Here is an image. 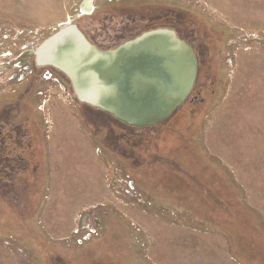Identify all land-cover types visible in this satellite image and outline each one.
Returning a JSON list of instances; mask_svg holds the SVG:
<instances>
[{
  "label": "rangeland",
  "instance_id": "1",
  "mask_svg": "<svg viewBox=\"0 0 264 264\" xmlns=\"http://www.w3.org/2000/svg\"><path fill=\"white\" fill-rule=\"evenodd\" d=\"M90 1L0 0V264H264V0ZM63 24L103 50L175 30L198 61L190 97L145 129L81 104L31 53ZM82 162L101 170L89 201ZM124 174L137 197L116 193ZM83 220L98 236L79 246Z\"/></svg>",
  "mask_w": 264,
  "mask_h": 264
},
{
  "label": "water",
  "instance_id": "2",
  "mask_svg": "<svg viewBox=\"0 0 264 264\" xmlns=\"http://www.w3.org/2000/svg\"><path fill=\"white\" fill-rule=\"evenodd\" d=\"M31 53L38 68L51 67L69 81L81 104L138 129L169 119L190 97L198 76L191 44L169 28L103 50L71 24Z\"/></svg>",
  "mask_w": 264,
  "mask_h": 264
},
{
  "label": "built area",
  "instance_id": "3",
  "mask_svg": "<svg viewBox=\"0 0 264 264\" xmlns=\"http://www.w3.org/2000/svg\"><path fill=\"white\" fill-rule=\"evenodd\" d=\"M85 8L90 9L91 14L94 11V8L92 7V2L90 0H87L85 7L81 8L82 15L88 14L87 11L84 10ZM45 75H46L45 79L48 80L50 75L48 73ZM110 182L114 185V188L116 189V193L118 195L128 198L138 196V192L135 187V182L133 181L130 175L128 174L121 175L120 178L116 179L115 183L113 181ZM73 235H74V243H76L79 246H82L85 243L94 239V237H97L98 230L92 224L88 223L86 220H83L81 225H78L74 229Z\"/></svg>",
  "mask_w": 264,
  "mask_h": 264
},
{
  "label": "crops",
  "instance_id": "4",
  "mask_svg": "<svg viewBox=\"0 0 264 264\" xmlns=\"http://www.w3.org/2000/svg\"><path fill=\"white\" fill-rule=\"evenodd\" d=\"M77 137H71L69 140L71 141V142H73V143H77L78 141H75L74 139H76ZM75 146H73L72 148H73V153L75 152V154H72V155H69L68 157L67 156H65L64 154H62L61 152H58V153H56L55 155H56V160H60V161H68L69 159H72V160H75V158H74V156L75 157H78V152L79 153H82L83 152V150L85 149H83V150H79V151H77L78 150V147H75ZM87 148V147H86ZM88 149V148H87ZM83 155V154H82ZM76 161V160H75ZM63 165H65L66 167L68 166V164L67 163H65V164H62V166ZM89 163L88 162H82L81 163V166H80V168L78 169V170H76V171H71V174L73 175V176H75V178H76V181H77V183H76V191H78V192H80L81 194L83 193V195H84V198H85V201H89L90 200V193H91V191L92 190H94V185L92 184L91 185V176L92 177H94V175L95 176H97V174L95 173V171L99 174V170H100V168H96V169H93V168H90L89 167ZM68 169V168H67ZM101 171V170H100ZM95 178V177H94ZM101 179V178H100ZM94 180V179H93ZM70 181V180H69ZM101 181V184H100V187H101V189H102V191H105V185H104V183H103V180L101 179L100 180ZM71 186V183L70 184H68L67 186H66V189L64 190V189H61L60 191H66L67 193L70 191H73L74 192V189L72 190V189H70L69 187ZM101 191V192H102ZM103 193V192H102ZM105 193V192H104ZM72 199L75 197L76 198V194L75 195H73V197L72 196H70ZM101 197V196H100ZM71 204H73L72 206H74V205H80V207L81 206H84V205H87L88 203H86V202H81V200H77V203L75 204V202L73 203V200H71ZM163 239H166V238H163ZM167 240V239H166ZM166 246H168L167 245V243H165V242H163ZM162 245V244H161ZM166 246H163V248H167Z\"/></svg>",
  "mask_w": 264,
  "mask_h": 264
},
{
  "label": "flooded vegetation",
  "instance_id": "5",
  "mask_svg": "<svg viewBox=\"0 0 264 264\" xmlns=\"http://www.w3.org/2000/svg\"><path fill=\"white\" fill-rule=\"evenodd\" d=\"M192 46V45H191ZM193 48V47H192ZM194 50V49H193ZM195 52V51H194ZM45 68H49V69H51V70H49V71H47V72H49L48 74L50 75V77H49V79L48 80H51L52 78H54V76H55V69H53V68H51V67H45ZM60 76H62V78H64V80L66 81V78L61 74ZM68 82V81H67ZM69 83V82H68ZM70 84V83H69ZM71 85V84H70ZM71 88H72V86H71ZM2 134V132L0 131V135Z\"/></svg>",
  "mask_w": 264,
  "mask_h": 264
},
{
  "label": "bare ground",
  "instance_id": "6",
  "mask_svg": "<svg viewBox=\"0 0 264 264\" xmlns=\"http://www.w3.org/2000/svg\"><path fill=\"white\" fill-rule=\"evenodd\" d=\"M84 10H86L88 13H90V11H91L90 9H86V8ZM67 25H70V24H67ZM64 26H65V24H63L61 28H63Z\"/></svg>",
  "mask_w": 264,
  "mask_h": 264
}]
</instances>
